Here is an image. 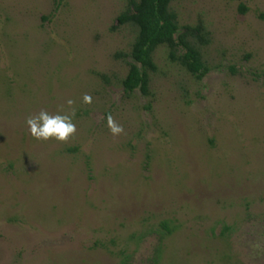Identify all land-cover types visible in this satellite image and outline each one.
Here are the masks:
<instances>
[{"label":"rangeland","instance_id":"374dc122","mask_svg":"<svg viewBox=\"0 0 264 264\" xmlns=\"http://www.w3.org/2000/svg\"><path fill=\"white\" fill-rule=\"evenodd\" d=\"M127 1L0 0V264H264V0H173L210 70L163 45L148 95ZM41 110L75 133L35 139Z\"/></svg>","mask_w":264,"mask_h":264},{"label":"trees","instance_id":"16d2710c","mask_svg":"<svg viewBox=\"0 0 264 264\" xmlns=\"http://www.w3.org/2000/svg\"><path fill=\"white\" fill-rule=\"evenodd\" d=\"M172 1L128 0L118 14L113 29L130 25L136 31L130 52L125 55L130 58L128 73L122 80L125 92L139 90L143 95L149 94L151 73L157 70L154 53L163 45L168 60L198 80L209 72L203 49L211 41L210 32L202 20L194 25H180L177 13L171 8ZM245 10L243 7L242 11Z\"/></svg>","mask_w":264,"mask_h":264},{"label":"clouds","instance_id":"9594fccd","mask_svg":"<svg viewBox=\"0 0 264 264\" xmlns=\"http://www.w3.org/2000/svg\"><path fill=\"white\" fill-rule=\"evenodd\" d=\"M84 103H91L92 97L88 94L83 96ZM68 105H72L73 101L69 99ZM75 110L71 114H51L48 111L41 110L36 115H30L26 119L28 131L37 140H48L54 138L58 141H65L76 131L73 123ZM107 126L113 135H119L123 132V127L117 124L111 116L107 118Z\"/></svg>","mask_w":264,"mask_h":264}]
</instances>
